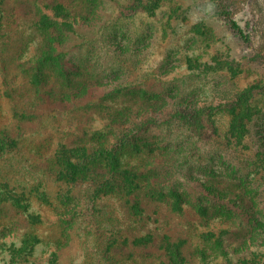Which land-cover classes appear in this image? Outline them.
I'll use <instances>...</instances> for the list:
<instances>
[{
    "label": "rangeland",
    "instance_id": "obj_1",
    "mask_svg": "<svg viewBox=\"0 0 264 264\" xmlns=\"http://www.w3.org/2000/svg\"><path fill=\"white\" fill-rule=\"evenodd\" d=\"M101 131L147 143L123 158L146 164L139 177L164 196L126 201L104 193L102 173L70 182L46 167L62 144L93 147ZM0 136L17 140L0 155V264H119L147 234L184 239L187 264H264V0H0ZM69 194L91 215L78 213L54 259ZM219 221L221 245L204 234Z\"/></svg>",
    "mask_w": 264,
    "mask_h": 264
},
{
    "label": "trees",
    "instance_id": "obj_2",
    "mask_svg": "<svg viewBox=\"0 0 264 264\" xmlns=\"http://www.w3.org/2000/svg\"><path fill=\"white\" fill-rule=\"evenodd\" d=\"M220 5L219 13L227 19L230 27L238 33V35L244 39L248 40V34L245 33L238 23V21L232 16L231 12ZM40 80H38L39 82ZM256 85H251L246 87L244 90L240 91L235 99L236 102H246L253 95V91L256 88ZM191 115V114H190ZM186 116V115H185ZM101 131L100 138H93L92 142L94 146L91 147L89 142H84L83 144L66 146L62 144L61 149H57L53 155H50V166L47 165L50 171L58 178L65 176L66 180L70 182H75L77 180L87 181L92 180L94 178L95 173H102L103 176L100 178V183L105 182L109 184L108 190H105V194H116L121 199L125 198V200H129L131 198H137L139 193L146 192L152 195L160 196L163 193L158 189L154 188L149 178H145L144 174L139 177V173H143V169L141 166H146V164H141L140 167H133L130 165L129 160H124L123 158V150L126 148L127 144H131L135 149H142V147H146L147 143L143 141L125 139L123 137L120 140H110L107 134H104ZM16 139H9L7 136H0V155H2L7 150H11V145H16ZM149 150V149H148ZM101 160L106 161V167H104L101 163ZM96 161H99L96 163ZM94 163V167H91V164ZM143 163V162H142ZM100 165V166H98ZM104 169V170H102ZM89 172V173H88ZM96 174V175H97ZM60 179V178H59ZM207 190L215 191L217 195L215 196L219 203L223 202L224 197H222V192L219 190H212V188H207ZM5 193H10L8 197L16 206L20 208L27 209L28 203L25 202L24 199L21 200L22 194L24 192L15 190L13 188H7L4 190ZM139 192V193H137ZM166 194V193H165ZM70 195V194H69ZM62 202L63 206H58L57 213L58 218L60 219V223L62 226V238H58L56 240L50 241V245L54 246L50 255L55 259L59 256V251L65 247L71 237L68 228L73 225L75 222V217L79 212L83 214H90L89 209H86V213L80 208L79 203H73L72 198L73 195H70ZM168 197L169 204L173 209L181 210L183 208V195L178 191H173L171 195L166 194ZM165 195V196H166ZM164 196V194L162 195ZM8 198V199H9ZM159 198V197H157ZM6 198H0V202L4 201ZM214 199V198H213ZM189 203V202H188ZM198 203H200L198 201ZM223 204H220V207ZM61 207V208H60ZM139 201L135 200L131 204V211L136 214L141 210L139 208ZM218 216H222L221 209H217ZM223 211V209H222ZM219 221V225H213L209 230L205 231L206 238H215V243L221 245V235H217L215 233V228L219 226V233L222 234L224 232V228H221ZM223 223V222H221ZM209 223H205L203 226L208 225ZM225 225V224H224ZM149 235L146 236H136L132 240V244L134 247H141L139 251L128 250L127 259L128 261H121L119 264H187L184 260V257L181 255V246L185 242L184 239L174 240L164 242L163 240L159 244H150L152 240L149 239L147 241ZM219 239V240H218ZM66 241V242H65ZM149 244H148V243ZM106 247V246H105ZM111 247V246H110ZM203 257H206L205 251H202Z\"/></svg>",
    "mask_w": 264,
    "mask_h": 264
}]
</instances>
